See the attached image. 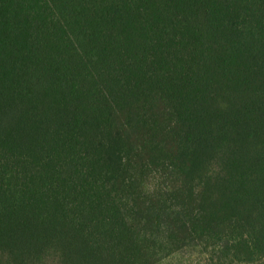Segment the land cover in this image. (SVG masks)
I'll list each match as a JSON object with an SVG mask.
<instances>
[{"label":"trees","instance_id":"1","mask_svg":"<svg viewBox=\"0 0 264 264\" xmlns=\"http://www.w3.org/2000/svg\"><path fill=\"white\" fill-rule=\"evenodd\" d=\"M264 264V0H0V264Z\"/></svg>","mask_w":264,"mask_h":264},{"label":"rangeland","instance_id":"2","mask_svg":"<svg viewBox=\"0 0 264 264\" xmlns=\"http://www.w3.org/2000/svg\"><path fill=\"white\" fill-rule=\"evenodd\" d=\"M209 256H200L197 251L187 249L181 253L165 256L160 264H241L230 263L229 260L217 259Z\"/></svg>","mask_w":264,"mask_h":264}]
</instances>
